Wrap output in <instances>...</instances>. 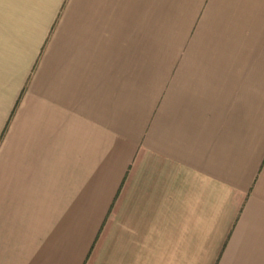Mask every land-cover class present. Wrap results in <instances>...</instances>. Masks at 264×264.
Masks as SVG:
<instances>
[{
    "label": "crops",
    "instance_id": "1",
    "mask_svg": "<svg viewBox=\"0 0 264 264\" xmlns=\"http://www.w3.org/2000/svg\"><path fill=\"white\" fill-rule=\"evenodd\" d=\"M0 264H264V0H0Z\"/></svg>",
    "mask_w": 264,
    "mask_h": 264
}]
</instances>
